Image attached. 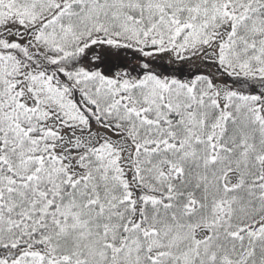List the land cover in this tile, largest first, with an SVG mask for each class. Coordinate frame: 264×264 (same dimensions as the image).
Instances as JSON below:
<instances>
[{"label":"snow or ice","instance_id":"obj_1","mask_svg":"<svg viewBox=\"0 0 264 264\" xmlns=\"http://www.w3.org/2000/svg\"><path fill=\"white\" fill-rule=\"evenodd\" d=\"M0 264H264V0H0Z\"/></svg>","mask_w":264,"mask_h":264}]
</instances>
